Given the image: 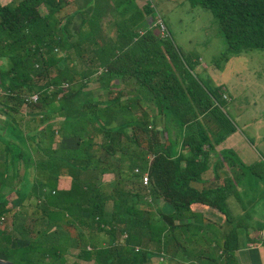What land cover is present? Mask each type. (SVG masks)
<instances>
[{
  "label": "trees",
  "instance_id": "16d2710c",
  "mask_svg": "<svg viewBox=\"0 0 264 264\" xmlns=\"http://www.w3.org/2000/svg\"><path fill=\"white\" fill-rule=\"evenodd\" d=\"M132 2L0 0L4 125L19 124L25 109L42 123L61 116L71 146L44 150L45 161L29 158L23 178L13 168L22 151L1 147L12 160H0V259L68 264L72 250V264H150L158 255L184 257L179 264H239L240 229L247 243L264 247V227L250 233L247 209L236 218L228 207L232 197L243 203L238 185L248 173L264 180V161L248 164L218 149L237 132L226 113L227 87L206 86L194 71L200 57L184 54L168 29L165 36L153 24L138 29L159 13L152 1L137 9ZM190 2L219 22L227 50L218 61L264 51V0ZM34 94L38 103L29 101ZM207 209L233 229L206 232ZM212 247L220 261L203 255Z\"/></svg>",
  "mask_w": 264,
  "mask_h": 264
},
{
  "label": "rangeland",
  "instance_id": "374dc122",
  "mask_svg": "<svg viewBox=\"0 0 264 264\" xmlns=\"http://www.w3.org/2000/svg\"><path fill=\"white\" fill-rule=\"evenodd\" d=\"M149 1L155 5L165 21L171 38L182 52L186 55L194 54L200 57V64L194 67L195 74L209 88L225 86L232 95L230 96L232 101L226 106V113L235 123L237 134L227 137L224 142L226 149L236 152L245 163L264 161V51L243 52L231 55L228 60L218 61L221 54L226 52L227 43L220 33L219 22L211 11L200 6L193 7L190 0H133L131 7L137 9ZM73 9V5H71L65 13H70ZM154 20L153 16L146 18L140 23L138 29L144 31L152 24L155 26ZM98 93L99 91L94 95ZM5 120L6 116L0 111V150L3 145L6 146L8 143L18 146L16 150L12 146L11 148L16 153L22 151L24 157L15 162L13 168L17 169L23 178V175L26 174L24 168L26 161L29 158L32 160L35 158L36 161H42L46 157L49 159L47 154L44 155L45 151L55 148L54 145L60 141L61 137L63 138V135L60 131L50 148L48 144L51 142V138L50 133L45 131L46 123L40 122V117L35 116L29 109H25L23 114L18 117L19 124L17 125L9 123L5 126ZM56 129L58 130V128ZM239 135L246 138L249 145L253 147H251L254 150L252 156L238 153L240 144L237 138ZM254 158L255 160H253ZM4 159L11 161L12 157L1 154L0 160ZM34 175H36L35 171L31 176L29 174L25 176L24 183L27 182L26 185L29 186L27 178L30 177L29 179L32 180ZM113 179L114 175L112 174L104 177L105 182ZM238 191L243 198V203L237 202L232 197L228 200V207L236 218H240L244 214L243 207L247 209L249 218L246 222L251 227L250 233H253V229L264 227V180L248 173L238 185ZM110 207L111 205H109ZM204 213L205 218H210L207 221L206 232L219 237L233 229L232 224L226 221L218 211L209 210ZM239 235L241 245L245 248L247 246L245 229H240ZM201 251L203 248H200L199 252ZM76 254V251H68V264L75 262ZM203 255L211 258L217 257L215 250H210L208 254ZM183 258H177L178 261L163 260V256L158 255L152 259L150 264L161 262L162 264H175L182 261ZM82 264L93 263L83 262Z\"/></svg>",
  "mask_w": 264,
  "mask_h": 264
},
{
  "label": "crops",
  "instance_id": "0c3cea01",
  "mask_svg": "<svg viewBox=\"0 0 264 264\" xmlns=\"http://www.w3.org/2000/svg\"><path fill=\"white\" fill-rule=\"evenodd\" d=\"M90 87L92 88V87H94V83H90ZM228 89V88H227ZM97 92V90H95L94 91V94ZM228 92H229V90H228ZM230 94V93H229ZM93 95V94H92ZM98 94H96L94 97L97 99L98 98V96H97ZM230 96H232L231 94H230ZM63 118L60 116V117H58V116H54V117H52L47 123H46V131L47 132H49L50 133V135H51V130H54L56 133H55V137H54V141H55V139H56V136H57V134H59V132L61 131V127H62V125H63ZM56 128H58V130L56 129ZM34 130H36V129H34ZM61 133H62V131H61ZM235 134H237V132L236 133H234V135ZM62 135H63V138L61 137L60 138V141L59 142H57L55 145H54V147L55 148H51V146L54 144V143H49L48 144V146L51 148V149H48V150H58V149H62V150H64V148H68V147H71L70 145L69 146H65V143H64V141H65V139H67L66 138V136L62 133ZM51 138V137H50ZM238 139V142H239V144H240V147H239V149H238V153L239 154H245L246 156H248L249 154L252 156V151H254L252 148V146H250L249 145V141L247 142V139L246 138H244L242 135H239V138H237ZM51 140V139H50ZM62 141V142H61ZM226 141V140H225ZM68 143H66V145H67ZM252 145L254 146V144L252 143ZM252 147V148H251ZM218 149H226V147L224 146V142L222 143V145L218 148ZM45 160H48L47 159V157L46 158H43V161H45ZM253 160H255V158L253 159ZM257 161V160H256ZM255 162V161H254ZM248 164H251V163H248ZM111 181V180H110ZM209 210H213V209H207V210H204V211H202V213L205 215V211H209ZM215 211H217V210H215ZM207 219V221H208V219H210V218H206ZM212 220V219H211ZM211 250H215V247H212L211 248ZM215 253H216V255H217V257H213L214 259H218L219 261H220V259H219V253H217L216 251H215ZM237 258H238V261H239V264H264V247L263 246H259V247H256V246H253V244L252 243H247V246L244 248V247H241V249L237 252ZM171 260V259H170ZM176 260V259H175ZM203 263H205V264H208L206 261H204ZM159 264H162V262L161 263H159ZM171 264V263H170ZM175 264H179V262L178 263H175Z\"/></svg>",
  "mask_w": 264,
  "mask_h": 264
},
{
  "label": "built area",
  "instance_id": "2783aa9c",
  "mask_svg": "<svg viewBox=\"0 0 264 264\" xmlns=\"http://www.w3.org/2000/svg\"><path fill=\"white\" fill-rule=\"evenodd\" d=\"M157 19H156V23L155 25L159 27V32L162 36L167 35V26L165 24V21L163 20V18L161 17L160 14H157ZM102 72V70L100 69V73ZM65 86L67 87L68 84H65ZM224 92H223V98L226 99L228 102H231V97L229 96V94L226 92L225 88H223ZM31 103H38L39 101V95L38 94H34L33 96H31L30 100ZM136 173L140 174L141 171L139 169H136ZM141 182L144 186H147L149 183V176L147 173L142 174L141 176ZM127 235H124V238H126ZM137 250H139V248L137 247Z\"/></svg>",
  "mask_w": 264,
  "mask_h": 264
},
{
  "label": "water",
  "instance_id": "95a60500",
  "mask_svg": "<svg viewBox=\"0 0 264 264\" xmlns=\"http://www.w3.org/2000/svg\"><path fill=\"white\" fill-rule=\"evenodd\" d=\"M0 264H16V263L9 260L0 259Z\"/></svg>",
  "mask_w": 264,
  "mask_h": 264
}]
</instances>
